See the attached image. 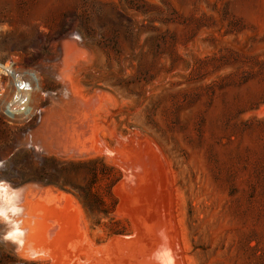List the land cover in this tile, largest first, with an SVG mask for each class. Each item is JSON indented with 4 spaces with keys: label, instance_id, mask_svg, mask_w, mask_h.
<instances>
[{
    "label": "rangeland",
    "instance_id": "1",
    "mask_svg": "<svg viewBox=\"0 0 264 264\" xmlns=\"http://www.w3.org/2000/svg\"><path fill=\"white\" fill-rule=\"evenodd\" d=\"M162 245L264 264V0H0V264Z\"/></svg>",
    "mask_w": 264,
    "mask_h": 264
},
{
    "label": "trees",
    "instance_id": "2",
    "mask_svg": "<svg viewBox=\"0 0 264 264\" xmlns=\"http://www.w3.org/2000/svg\"><path fill=\"white\" fill-rule=\"evenodd\" d=\"M99 162L101 164V169L100 171L97 170L96 168H94L93 166ZM69 165L75 167L76 169H80V168H84L85 166H89L87 169V172L90 176V182L89 184L82 188L81 190H79L80 192L77 194V198L79 199L80 203L82 204L85 212L87 214H91L94 211L93 207H100L103 206V202L102 199L99 195V193L94 190V185L100 180L99 177H104L105 175V171H110L112 170V168H109L107 166H105L102 161H86V162H70ZM46 168L43 165L41 171L42 173L45 172ZM45 175V176H44ZM44 177H47L46 174H43L42 176H40L39 180L43 181L42 179H44ZM46 183L51 184V180L50 178L45 180ZM117 182V179L112 178L109 180L108 184L106 185V190L108 195L110 196V191L111 188L113 187V185Z\"/></svg>",
    "mask_w": 264,
    "mask_h": 264
},
{
    "label": "clouds",
    "instance_id": "3",
    "mask_svg": "<svg viewBox=\"0 0 264 264\" xmlns=\"http://www.w3.org/2000/svg\"><path fill=\"white\" fill-rule=\"evenodd\" d=\"M161 238L167 242L166 234L161 231ZM153 258L156 260V264H175V257L172 253L171 248L161 246L155 253H153Z\"/></svg>",
    "mask_w": 264,
    "mask_h": 264
},
{
    "label": "bare ground",
    "instance_id": "4",
    "mask_svg": "<svg viewBox=\"0 0 264 264\" xmlns=\"http://www.w3.org/2000/svg\"><path fill=\"white\" fill-rule=\"evenodd\" d=\"M135 140V139H134ZM128 158V157H127ZM131 169V168H130ZM145 182V181H144ZM148 182V181H147ZM121 192V191H120ZM127 193V192H126ZM141 207V206H140ZM135 213V212H134ZM143 223V222H142ZM150 223V222H149ZM147 224V223H146ZM152 228V227H151ZM150 231V230H149ZM136 245V244H135ZM128 246V245H127ZM134 247V246H133ZM126 248V247H125ZM131 248V247H130ZM126 249H128V248H126ZM125 250V249H124ZM126 251V250H125ZM128 251V250H127ZM142 251H143V249H142ZM143 253V252H142ZM126 255V254H125ZM109 256V255H108ZM110 258V257H109ZM152 264H153V262H152ZM156 264V263H155Z\"/></svg>",
    "mask_w": 264,
    "mask_h": 264
}]
</instances>
